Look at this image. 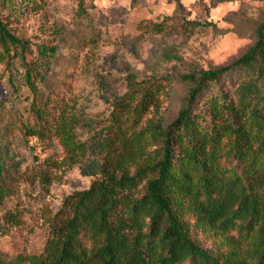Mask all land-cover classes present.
Here are the masks:
<instances>
[{
    "label": "trees",
    "instance_id": "1",
    "mask_svg": "<svg viewBox=\"0 0 264 264\" xmlns=\"http://www.w3.org/2000/svg\"><path fill=\"white\" fill-rule=\"evenodd\" d=\"M33 2L0 0V65L21 62L33 96V122L22 129L58 139L69 166L88 163L93 149L100 157L85 171L95 177L89 189L67 197L50 220L43 251L0 252V264H264V18L237 61L183 77L188 95L170 124L152 119L129 133L121 109L134 107L140 123L159 92L156 83L135 88L140 97L117 101L112 125L89 146L76 132L79 117L48 86L55 50L29 61L28 41L5 22L4 11L19 16ZM147 29L163 33V24ZM36 179L52 183L48 171ZM21 180L0 168V207ZM22 225L20 214L7 213L0 239ZM201 233L219 246H206Z\"/></svg>",
    "mask_w": 264,
    "mask_h": 264
},
{
    "label": "rangeland",
    "instance_id": "2",
    "mask_svg": "<svg viewBox=\"0 0 264 264\" xmlns=\"http://www.w3.org/2000/svg\"><path fill=\"white\" fill-rule=\"evenodd\" d=\"M221 1L34 0L19 16L7 11L3 16L28 41L29 61L41 63L55 50L48 86L65 99L68 114L79 117V140L93 146V136L112 125L117 101L140 97L135 88L156 83L159 92L140 123L135 122L134 107L121 109L129 133L152 119L170 124L188 95L184 76L229 66L248 51L264 18V0ZM158 24H163V33L147 29ZM20 68L15 60L0 65V168L9 178H23L0 207L2 225L7 213L20 214L23 223L3 231L0 252L8 257L43 251L50 220L67 197L89 189L95 177L85 171L100 157L93 149L88 163L69 166L62 163L65 152L54 136L43 141L25 135L22 126L33 122V96L22 85ZM47 171L50 186L32 181ZM201 238L208 247L219 246L212 236L201 233Z\"/></svg>",
    "mask_w": 264,
    "mask_h": 264
}]
</instances>
